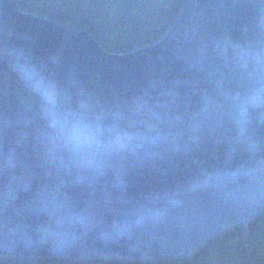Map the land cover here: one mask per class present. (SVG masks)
<instances>
[{
    "label": "water",
    "instance_id": "1",
    "mask_svg": "<svg viewBox=\"0 0 264 264\" xmlns=\"http://www.w3.org/2000/svg\"><path fill=\"white\" fill-rule=\"evenodd\" d=\"M263 207L264 0H189L123 53L0 0V256L170 258Z\"/></svg>",
    "mask_w": 264,
    "mask_h": 264
},
{
    "label": "trees",
    "instance_id": "2",
    "mask_svg": "<svg viewBox=\"0 0 264 264\" xmlns=\"http://www.w3.org/2000/svg\"><path fill=\"white\" fill-rule=\"evenodd\" d=\"M22 1V0H18ZM96 7L110 6L122 25L133 26L135 14L145 12L152 23L163 20L168 0H89ZM124 51V50H123ZM264 264V207L248 221L241 217L215 231L191 252L170 258H137L93 254L82 259L61 256H0V264Z\"/></svg>",
    "mask_w": 264,
    "mask_h": 264
},
{
    "label": "rangeland",
    "instance_id": "3",
    "mask_svg": "<svg viewBox=\"0 0 264 264\" xmlns=\"http://www.w3.org/2000/svg\"><path fill=\"white\" fill-rule=\"evenodd\" d=\"M188 1L168 0L166 16L157 23H152L147 13L140 11L134 16L136 22L133 26L122 25L113 7L92 6L89 0H17V4L23 12L89 32L109 52L123 53L160 40L178 19ZM251 216L252 214L243 216L244 222L246 223ZM253 258L257 264H261L254 256Z\"/></svg>",
    "mask_w": 264,
    "mask_h": 264
},
{
    "label": "clouds",
    "instance_id": "4",
    "mask_svg": "<svg viewBox=\"0 0 264 264\" xmlns=\"http://www.w3.org/2000/svg\"><path fill=\"white\" fill-rule=\"evenodd\" d=\"M20 71L28 86L32 88L43 101L46 111L53 116L52 123L53 126H56L58 121L55 119L53 111L58 104L59 97L56 85L46 79L41 71L34 66H22ZM97 132L98 129H93L88 125L78 126L74 129L71 140L77 149L87 151L98 145ZM127 139L126 136L117 134L112 144L116 148H123L126 146Z\"/></svg>",
    "mask_w": 264,
    "mask_h": 264
}]
</instances>
